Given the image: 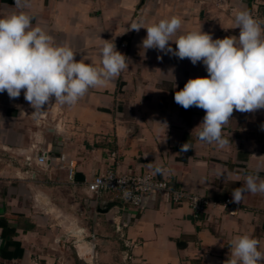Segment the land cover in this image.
Segmentation results:
<instances>
[{"label": "crops", "instance_id": "1", "mask_svg": "<svg viewBox=\"0 0 264 264\" xmlns=\"http://www.w3.org/2000/svg\"><path fill=\"white\" fill-rule=\"evenodd\" d=\"M27 4L0 0V15L27 13L55 44L76 50L77 61L98 59L101 39L108 40L128 58L129 67L107 86L90 89L74 106L53 100L39 117L33 116L23 90L18 99L0 93V222L8 239L23 249L18 258L14 247L2 251L5 230L0 223V264H226L230 240L245 232L258 238L264 250V194L245 193L239 204L224 206L232 201V191L243 186L245 175L264 169V109L234 110L222 129L228 140L223 148L199 141L196 127L204 110H185L174 94L190 78L207 76L204 65L145 51L140 45L146 29L128 31L133 21L151 24L176 16L182 18L181 32L201 28L213 39L238 36L236 11L244 8L264 21V0ZM165 122L167 128L159 124ZM185 143L189 149L182 151ZM42 153L49 166L38 162ZM63 155L75 162L73 184L59 169ZM156 166L164 169L155 174L158 180L217 204L195 218L186 201L162 193H150L135 208L118 193L95 197L88 191V183L108 170L153 173ZM259 175L264 179V170Z\"/></svg>", "mask_w": 264, "mask_h": 264}, {"label": "clouds", "instance_id": "2", "mask_svg": "<svg viewBox=\"0 0 264 264\" xmlns=\"http://www.w3.org/2000/svg\"><path fill=\"white\" fill-rule=\"evenodd\" d=\"M24 6H29L27 0ZM32 21L25 12L0 15V93L6 91L10 99H18L23 90L34 117L42 115L53 100L61 106H74L90 89L107 86L129 67L128 58L104 39L98 59L84 56L77 61L76 50L55 44L53 37ZM234 24L239 35L223 39H213L201 28L181 32L182 18L176 16L151 24L143 19L133 21L128 30L146 29L140 45L145 51L155 49L180 60L187 58L193 65L202 62L208 75L190 78L175 92L174 101L185 110H204L196 127L200 129L197 138L221 148L228 144L222 129L234 110L254 113L264 109V21L240 8ZM169 73L175 83L174 73ZM159 124L167 128L166 122ZM188 149L187 143L182 145V151ZM149 167L153 168L151 164ZM262 170L245 175L243 186L231 193L233 203L239 204L245 193L264 194V179L259 175ZM163 171L156 166L153 174ZM228 247L226 264H264L261 241L248 232L234 236Z\"/></svg>", "mask_w": 264, "mask_h": 264}, {"label": "built area", "instance_id": "3", "mask_svg": "<svg viewBox=\"0 0 264 264\" xmlns=\"http://www.w3.org/2000/svg\"><path fill=\"white\" fill-rule=\"evenodd\" d=\"M60 161L59 169L67 173L69 183H75V162L68 160L64 155L61 156ZM38 162L49 166L50 162L47 153H42L38 158ZM88 191L95 197H99L105 192L118 193L123 201L135 208L141 207L145 198L150 193H162L170 196L175 202L186 201L195 218H198L209 206L217 204L201 195L175 190L167 181L158 180L156 176L150 172L119 175L111 169L105 173L96 175L88 183ZM231 204V199H227L224 206L226 207ZM231 213H234V211L232 210ZM118 231L120 232L121 229L119 228ZM127 246L131 247L132 243L131 245L127 243ZM127 260L131 261L132 257L128 255ZM33 264H40V262L36 260ZM55 264L64 263L58 260Z\"/></svg>", "mask_w": 264, "mask_h": 264}, {"label": "trees", "instance_id": "4", "mask_svg": "<svg viewBox=\"0 0 264 264\" xmlns=\"http://www.w3.org/2000/svg\"><path fill=\"white\" fill-rule=\"evenodd\" d=\"M0 223L4 227V230H5V232L3 234L4 235V239H5V244L2 247V251L8 250L9 247H14L15 248L14 256L18 258V256H21V254L23 253V249H22L21 245L19 243H17V242L12 241L11 239H8V237H7V233L8 232L6 233V229L7 228L5 226V223L2 222V221Z\"/></svg>", "mask_w": 264, "mask_h": 264}]
</instances>
